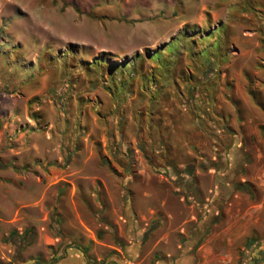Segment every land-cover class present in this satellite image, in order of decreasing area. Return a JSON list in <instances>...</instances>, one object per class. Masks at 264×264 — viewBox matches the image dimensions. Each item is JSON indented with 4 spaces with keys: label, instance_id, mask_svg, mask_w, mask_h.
Returning a JSON list of instances; mask_svg holds the SVG:
<instances>
[{
    "label": "rangeland",
    "instance_id": "obj_1",
    "mask_svg": "<svg viewBox=\"0 0 264 264\" xmlns=\"http://www.w3.org/2000/svg\"><path fill=\"white\" fill-rule=\"evenodd\" d=\"M55 262L264 264V0H0V264Z\"/></svg>",
    "mask_w": 264,
    "mask_h": 264
},
{
    "label": "trees",
    "instance_id": "obj_2",
    "mask_svg": "<svg viewBox=\"0 0 264 264\" xmlns=\"http://www.w3.org/2000/svg\"><path fill=\"white\" fill-rule=\"evenodd\" d=\"M190 173V172H189ZM247 184H237L238 188L241 187H246ZM8 241H10L11 243H13L17 249H22L24 244H28L31 242L32 240V229H26L23 233L18 234L16 232H12L9 237H8Z\"/></svg>",
    "mask_w": 264,
    "mask_h": 264
},
{
    "label": "crops",
    "instance_id": "obj_3",
    "mask_svg": "<svg viewBox=\"0 0 264 264\" xmlns=\"http://www.w3.org/2000/svg\"><path fill=\"white\" fill-rule=\"evenodd\" d=\"M58 263H60V262H55L54 264H58ZM41 264H49V263H41ZM51 264V263H50Z\"/></svg>",
    "mask_w": 264,
    "mask_h": 264
}]
</instances>
